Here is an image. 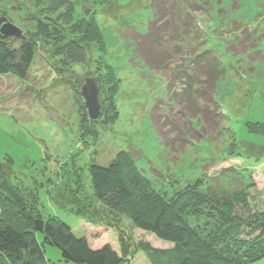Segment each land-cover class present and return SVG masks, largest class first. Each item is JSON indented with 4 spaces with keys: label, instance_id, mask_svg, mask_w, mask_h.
<instances>
[{
    "label": "rangeland",
    "instance_id": "obj_1",
    "mask_svg": "<svg viewBox=\"0 0 264 264\" xmlns=\"http://www.w3.org/2000/svg\"><path fill=\"white\" fill-rule=\"evenodd\" d=\"M51 1L0 0V18L6 17L23 30L25 39L38 44L27 78L0 73V160L28 209L36 216L65 221L94 248L109 243L119 249L118 236L124 234L131 254L123 264H151L137 248L139 242L162 248L173 244L136 224L135 218L149 213L148 203L129 201L104 209L91 182L92 162L108 165L125 151L134 171L148 181L144 191L152 199L171 200L199 178L212 186L239 188L226 208L206 206L184 219L213 242L218 255L232 259L231 264H251L245 250H264V134L249 127L264 124V0H182L194 33L183 35L186 47L160 72L140 62L135 50V38L147 31L151 18L147 0H71L75 9L68 25L65 10L55 12ZM41 22L52 35L55 26L63 25L60 33L66 39L40 34ZM91 23L95 25L89 27ZM93 29L98 38L87 42ZM72 38L84 39L86 62L74 63L61 53ZM25 39L12 35L0 40L17 44ZM206 49L219 54L225 70L212 97L225 122L204 124L200 116L186 126L180 107L171 101L173 91L185 82L184 73L170 91L168 85L177 70L196 72L192 59ZM87 78H94L99 87L98 119L90 117L82 95ZM154 108L179 118L186 136L172 122H153ZM175 135L185 139L164 141ZM235 140L241 150L231 149ZM6 208L9 216L11 208ZM87 212L99 214L102 223L90 221ZM234 220L237 229L227 230ZM45 249L49 264H74L58 247L46 244ZM252 264H264V259Z\"/></svg>",
    "mask_w": 264,
    "mask_h": 264
},
{
    "label": "trees",
    "instance_id": "obj_2",
    "mask_svg": "<svg viewBox=\"0 0 264 264\" xmlns=\"http://www.w3.org/2000/svg\"><path fill=\"white\" fill-rule=\"evenodd\" d=\"M181 2L182 0L146 1V6L151 10V18L147 31L137 34L135 50L139 54L140 62L156 72H160L164 67L169 68L176 61L175 58L186 47L183 37L191 32L194 33L192 30L194 27L191 29L192 23L187 20L189 12L187 8L181 6ZM50 7L55 12L64 9L62 14L65 16V24L72 22L75 7L71 0H52ZM39 25L40 34L57 38L60 42L66 39V35L60 33L62 32L60 26L64 27L63 25L58 24L54 27L55 35H52L53 30L43 22ZM94 25L91 23L89 27ZM83 26L84 23L80 24L79 29ZM97 38L98 31L93 29L91 36L85 39L90 42ZM83 41L84 39L81 41L72 38L61 47L60 51L74 63L86 62L88 51ZM37 47V41L31 38L21 40L17 44L11 40H0V73L27 78L36 57ZM192 64L196 72L177 70L175 74H179L169 82L168 91L171 90V84H175L184 73L183 86H180V90L173 91L171 98L173 106L180 107L178 112L183 114L184 124L189 119L197 117L200 119L201 116L204 124L223 125L225 114L220 104L212 98L215 85L225 71L219 54L206 49L195 55ZM201 103L204 104L200 109ZM151 117L153 122L155 119L162 121V126L172 122L174 128L180 129L179 133L185 135L179 124V118L177 119L172 113H161L158 108H154ZM188 124L189 122L186 126ZM249 127L252 131L264 134V124L260 126L250 124ZM169 137L164 140L166 143H176L185 139L184 136L181 139L178 135ZM231 145V149L241 150L237 140ZM260 153L261 157L264 156V144L260 147ZM132 164L129 154L120 151L108 165L92 162L89 172L95 196L102 202L104 209L114 210L129 201L137 204L148 203L146 205L150 207L147 206L149 213L144 218H139L140 216L135 218L136 224L142 230L173 244L172 247L162 248L153 246L148 241L139 242L137 248L144 251L151 264H231L233 262L232 259L218 255L212 248L213 242L190 228L184 215L202 211L206 206L214 211L226 208L235 199L239 188L228 189L219 184L212 186V183L207 182L208 180L199 178L192 187L178 193L171 200L158 196L152 199V196H147L144 191L148 181L134 171ZM7 175L6 166L0 160V204L2 205L0 264H49L46 244L58 247L62 257L74 264H123L130 256L131 245L124 234L118 236L119 249L109 243L94 248L86 236L75 234L65 221L51 216L43 218L34 215L26 206L19 188L10 182ZM151 200L153 205L149 203ZM6 204L11 208L9 216L4 213L7 210ZM86 215L90 221L102 223L99 214L87 212ZM236 224L237 220H234L226 226V229L235 231ZM261 226L264 229V220L261 221ZM245 252H250L248 256L253 260L251 264L264 259V250L257 252L249 247Z\"/></svg>",
    "mask_w": 264,
    "mask_h": 264
},
{
    "label": "water",
    "instance_id": "obj_3",
    "mask_svg": "<svg viewBox=\"0 0 264 264\" xmlns=\"http://www.w3.org/2000/svg\"><path fill=\"white\" fill-rule=\"evenodd\" d=\"M12 35L25 39L23 30L11 23L6 17L0 18V39H6ZM82 95L85 105L92 119H98L101 115V103L99 100V87L94 78H87L82 86Z\"/></svg>",
    "mask_w": 264,
    "mask_h": 264
}]
</instances>
